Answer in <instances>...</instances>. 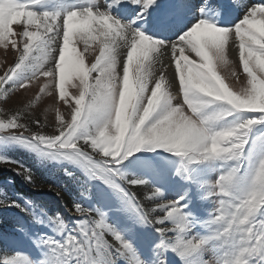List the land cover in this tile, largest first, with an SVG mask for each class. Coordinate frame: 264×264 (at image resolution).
I'll return each instance as SVG.
<instances>
[{
  "label": "snow or ice",
  "instance_id": "obj_1",
  "mask_svg": "<svg viewBox=\"0 0 264 264\" xmlns=\"http://www.w3.org/2000/svg\"><path fill=\"white\" fill-rule=\"evenodd\" d=\"M52 3L0 0V148L54 162L71 216L0 188L28 217L0 244L39 252L0 264H264V0Z\"/></svg>",
  "mask_w": 264,
  "mask_h": 264
},
{
  "label": "rangeland",
  "instance_id": "obj_2",
  "mask_svg": "<svg viewBox=\"0 0 264 264\" xmlns=\"http://www.w3.org/2000/svg\"><path fill=\"white\" fill-rule=\"evenodd\" d=\"M50 6H55V0H53V3ZM13 60L14 53L11 50L5 52L3 48H0V74H3L6 66L12 63ZM36 91H38V88L33 87L28 93L14 95L8 103L11 106H16V104L20 101L26 102L27 98L34 95ZM49 103H51V101H49L47 95L44 94L42 102L40 103L41 110L44 107H47ZM3 106V103L0 102V107ZM0 155H6L11 157L13 160L20 161L33 171L34 179L36 180L35 185L26 183L24 179L20 176H17L15 172V176H12L7 180H0V188H2L9 197L13 199H20L21 202H23V200L35 201L37 205L44 208L49 214L58 211L61 212L66 219L70 218L71 213L66 207L68 197L66 196L65 200H61L60 197L57 196L56 192L50 191L48 189L49 184L59 186L62 182H67V177H65L63 173L58 170L54 162L48 163L46 166L41 167L37 163V159L33 153H29L23 148L16 146H10L7 149L0 148ZM0 168L9 169V166L0 165ZM8 180H11L12 182L9 184L7 183ZM203 207L211 208L212 205L211 203L205 202ZM14 216L22 217L26 222L28 221V217L24 216L23 213H20L18 209H0V219L7 221L5 224L6 228L10 226V218ZM29 228L34 233L47 231L45 228L32 224L29 225ZM0 251H21L32 257L39 255L38 250L26 240L17 244L8 245L7 248L0 244ZM19 264H23V262L21 261Z\"/></svg>",
  "mask_w": 264,
  "mask_h": 264
},
{
  "label": "trees",
  "instance_id": "obj_3",
  "mask_svg": "<svg viewBox=\"0 0 264 264\" xmlns=\"http://www.w3.org/2000/svg\"><path fill=\"white\" fill-rule=\"evenodd\" d=\"M15 176V173L10 169L0 168V180L9 179L10 177ZM28 193V192H27Z\"/></svg>",
  "mask_w": 264,
  "mask_h": 264
}]
</instances>
